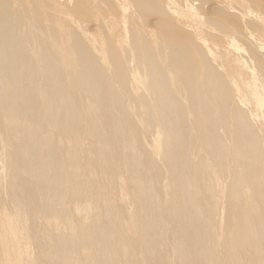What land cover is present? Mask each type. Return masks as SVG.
Listing matches in <instances>:
<instances>
[{
    "label": "bare ground",
    "instance_id": "1",
    "mask_svg": "<svg viewBox=\"0 0 264 264\" xmlns=\"http://www.w3.org/2000/svg\"><path fill=\"white\" fill-rule=\"evenodd\" d=\"M0 264H264V0H0Z\"/></svg>",
    "mask_w": 264,
    "mask_h": 264
},
{
    "label": "rangeland",
    "instance_id": "2",
    "mask_svg": "<svg viewBox=\"0 0 264 264\" xmlns=\"http://www.w3.org/2000/svg\"><path fill=\"white\" fill-rule=\"evenodd\" d=\"M261 6H263L262 3H261ZM91 7H92V8H90L91 10L89 9L91 12H90L89 10H88V11L83 10V11H81V12H82L83 14L86 13L87 16H89V17L93 14V15L91 16V18H96V16H100V15H101L100 13H98V11H101V13H102V11L105 10V7H104V8H101V9H98V8L95 7V6H91ZM102 7H103V6H102ZM92 9L94 10V12L92 11ZM102 9H104V10H102ZM97 10H98V11H97ZM85 11H86V12H85ZM81 12L79 13V17L82 18V19H84V17H83V15H82ZM90 13H91V14H90ZM97 13H98L99 15H98ZM86 14H85V15H86ZM92 21H94V20H92ZM119 28H120V27H118L117 30H120V29H121V28H120V29H119ZM31 249L33 250V246L31 247Z\"/></svg>",
    "mask_w": 264,
    "mask_h": 264
}]
</instances>
